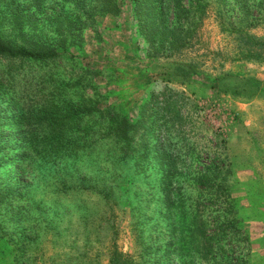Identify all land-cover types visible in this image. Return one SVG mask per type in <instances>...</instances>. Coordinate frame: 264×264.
<instances>
[{
    "label": "rangeland",
    "instance_id": "rangeland-1",
    "mask_svg": "<svg viewBox=\"0 0 264 264\" xmlns=\"http://www.w3.org/2000/svg\"><path fill=\"white\" fill-rule=\"evenodd\" d=\"M79 1L80 6L68 0H24V11L33 17L24 34L67 49L56 67L60 71L88 62L101 66L104 71L95 80L107 102L135 116L136 104L161 85L152 76L134 5L124 3L119 14L99 16L92 25L98 0ZM225 1L237 25L264 37L252 0L247 15L240 0ZM5 13L6 0H0V33L11 34ZM64 16L65 26L58 20ZM165 16L171 22L170 14ZM198 37L197 51L190 55L200 58L203 69L264 77V63L230 61L233 42L221 33L212 9ZM170 85L186 90L198 106L184 110L188 139L177 149L183 151L180 168L188 178L175 199L185 206L178 212L170 207L160 174L146 185L145 177L127 172L105 194L89 188L67 194L68 187L60 184L67 177L53 178L49 166L31 164L19 131L4 126L0 185L19 186L20 193L13 205L0 206V264H112L116 251L135 264H264V96L245 101L196 84L187 89ZM228 109L237 112L236 119L224 113ZM6 118L15 120V110H8ZM227 167L228 177L216 179L222 187L192 184L198 172Z\"/></svg>",
    "mask_w": 264,
    "mask_h": 264
},
{
    "label": "trees",
    "instance_id": "trees-1",
    "mask_svg": "<svg viewBox=\"0 0 264 264\" xmlns=\"http://www.w3.org/2000/svg\"><path fill=\"white\" fill-rule=\"evenodd\" d=\"M23 1L6 0L5 23L12 32L0 33V155L7 149L2 144L6 137L4 126L13 127L19 131L31 164L49 166L53 178L67 177L60 183L68 187L65 193L89 188L101 195L118 186L127 172L145 177L146 185L152 184L151 177L160 174L170 207L176 210L185 206L175 199L177 194H183L188 178L180 168L183 151L177 149H182L188 139L189 115L184 110L198 106L191 102L186 90L170 83L186 89L196 84L214 94L245 101L263 97L264 77L223 69L210 73L190 52L197 51L199 29L211 9L221 33L233 42L230 61L264 63V37L237 25L225 0H217L214 6L212 0H98L91 12L92 25L97 24L99 16L119 14L124 3L134 5L152 76L161 85L152 87L148 98L136 104L135 116H127L102 94L95 80L104 71L101 66L88 62L72 72L60 71L56 67L67 49L62 46L59 50L58 46L25 36L23 29L33 17L24 11ZM68 1L80 6L79 0ZM248 1L240 0V10L245 15L251 7ZM252 1L263 23L264 0ZM165 14H170L171 22H167ZM64 18H58L63 26L67 23ZM8 110H15V120L6 118ZM224 113L237 118L232 109ZM89 122L94 123L89 126ZM226 141L227 137H223L222 143ZM3 164L0 156V168ZM230 171L227 167L208 170L205 175L198 172L191 178L192 184L214 182L216 187H222L216 179L222 177L224 181ZM19 190V186L0 185V206L13 205ZM112 264L135 263L116 251Z\"/></svg>",
    "mask_w": 264,
    "mask_h": 264
}]
</instances>
